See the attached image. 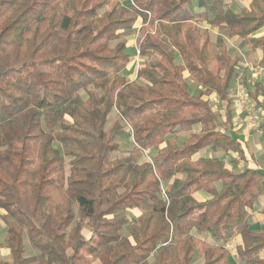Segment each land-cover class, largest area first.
Segmentation results:
<instances>
[{"label": "trees", "instance_id": "trees-1", "mask_svg": "<svg viewBox=\"0 0 264 264\" xmlns=\"http://www.w3.org/2000/svg\"><path fill=\"white\" fill-rule=\"evenodd\" d=\"M263 28L264 0H0V264H264V172L201 154L245 157L208 97L230 99L243 61L226 38L264 65Z\"/></svg>", "mask_w": 264, "mask_h": 264}, {"label": "crops", "instance_id": "crops-1", "mask_svg": "<svg viewBox=\"0 0 264 264\" xmlns=\"http://www.w3.org/2000/svg\"><path fill=\"white\" fill-rule=\"evenodd\" d=\"M224 1L226 2V4L228 5L229 8H231L232 10H234L236 12H240L242 8L249 6L253 0H224ZM129 3H130V0L127 1L125 3V5L129 4ZM233 5H235L237 9L236 8L233 9ZM203 27L207 28L210 31L211 41L213 44L216 43L219 36L224 35L223 31L221 29L215 27L221 33H219L220 35L217 37L216 41L213 42L212 29H211L212 26L207 24L206 22H204ZM140 29H141V24H139L137 26V30H136L137 33L141 37ZM263 34H264V28L261 29L256 35H263ZM140 37H139V40H140ZM225 40H226V43H227V40H232L231 43L234 42L235 44H237V43L241 44L243 51H244L242 55L234 54L233 53L234 49L232 48L233 49L232 50L229 46H228V48L231 50V52L234 56H240L243 61L239 65L236 77L232 82V91H231L230 99H220L218 96L213 94L212 96L208 97L209 98L208 100L214 109L218 108L221 110L220 114L216 112L221 122H223V123L227 122V120H228L227 119V112L229 110L232 113L231 121L228 122V124H227V127L229 128L228 132L234 138L238 139L241 142V147L243 149L244 156H245L244 158H242L238 152H233V153L237 154L239 157V160H237V162H236V167L239 168V170H242L245 167H252V168H256V169L264 172V143L262 144V142L258 140L260 133L257 130L258 129V127L256 126L257 115L255 114V111H256L255 109H257V107L262 108L261 110L264 112V85L261 82L260 77H258L255 80L251 77L252 71L248 66H246V62L260 63L262 53H261V51H256L253 54L247 55V54H245L246 47L244 45H242L241 39H238V38L237 39H228V38H226ZM138 43H139V41H138ZM138 43H136V45H135V52L133 54L130 53V55L133 57V61L131 62L129 67L125 71H123V75L128 80H135L136 79L138 70H139L141 63H142L141 55H140L139 62L137 63V61H136V52L138 49ZM253 58H255V59H253ZM135 63H136V69H135L136 71H135V75L133 76L131 70H132V68H134ZM246 78H247V80L250 84V87H251L249 94L246 90V84H245ZM191 86L195 89L194 94H196L200 91V86L197 85L196 83L192 82ZM239 87H242L244 89V92L246 93V97L244 100H241L240 96L237 93V89ZM255 94H257L258 96L255 97L254 96ZM215 97H218L220 100V102L218 104H216L214 102ZM223 115H224V117H223ZM263 121H264V119H263ZM263 125H264V123H263ZM206 150H203L201 152V154L204 155L203 153ZM205 156H211V155H205ZM217 157H219V156H217ZM224 161L226 162V159ZM226 164L228 167H230L232 169L236 168V167L233 168L227 162H226ZM200 195H202V197H204V198L207 197V195L204 193H201ZM1 225L5 227V224L3 222L0 223V228H2ZM5 229H6V227H5ZM251 229L255 230V231H264V197H261L254 205L253 212H252V219H251ZM231 247H233V246H231ZM233 251L235 253V250H233ZM8 254H9L8 248L4 247L1 249V255L2 256H6Z\"/></svg>", "mask_w": 264, "mask_h": 264}, {"label": "rangeland", "instance_id": "rangeland-1", "mask_svg": "<svg viewBox=\"0 0 264 264\" xmlns=\"http://www.w3.org/2000/svg\"><path fill=\"white\" fill-rule=\"evenodd\" d=\"M127 1L129 0H120L121 3L125 4ZM236 6L233 5V9H235ZM237 9V8H236ZM212 29V39H213V42L216 41L217 37L220 35L219 33H221L217 28L215 27H211ZM139 37L140 35L137 33H134V34H130L129 36H127V48H126V52H128L129 54L130 53H134L135 52V45L136 43H138L139 41ZM232 40H227V44L228 46L233 50V53L234 54H240L242 55L243 54V48L241 46V44L237 43L235 44L234 42L231 43ZM255 59V58H253ZM245 63V62H244ZM253 66H256V65H260V63H257V62H250ZM136 69V63L134 64V68H132L131 72L133 74V76L135 75V70ZM260 80L261 82L263 83L264 85V73L261 74L260 76ZM190 91L191 92H195V89L191 86L190 87ZM262 108L260 107H257V109H255V114L257 115V122H256V126L258 127V132L260 133L259 134V137H258V140L262 142V144L264 143V112L261 110ZM216 112L217 113H221V110L218 109V108H215ZM224 117V115H223ZM114 120V117H110V120L109 122L111 123L112 121ZM188 136L187 133H179L178 134V139L180 141H183L185 140V138ZM118 143H119V150L117 152H115L113 154V156H122V155H125L127 154L131 149L132 147L134 146V142H133V139H132V136L128 134V130H126V132L124 134H121L119 137H118ZM204 155H211V156H219L221 157L223 160L226 159V162L232 166L233 168L236 167V162L237 160H239V157L237 154L233 153V152H230V153H226L222 150H217V151H213L211 149H207L204 153ZM148 155L146 153L142 154L140 156V161H143V160H148ZM235 164V165H234ZM235 169H239V168H235ZM200 195V194H199ZM200 197H202V195H200ZM138 212L137 211H133V213L130 215L131 218H133ZM78 222L83 226L84 228V232H86L87 228H86V220L82 219V218H79L78 219ZM2 228H0V242H3L5 239H6V235H7V229H5L4 226L1 225ZM234 253V251H233ZM235 254V253H234ZM263 256H264V252H263ZM234 260H236L235 256L233 258ZM203 261V258L201 257V255L197 254V257L195 258V260L193 261L192 264H201Z\"/></svg>", "mask_w": 264, "mask_h": 264}, {"label": "built area", "instance_id": "built-area-1", "mask_svg": "<svg viewBox=\"0 0 264 264\" xmlns=\"http://www.w3.org/2000/svg\"><path fill=\"white\" fill-rule=\"evenodd\" d=\"M139 60H140V51H139V49H137V52H136V61H137V63L139 62ZM246 66H248L251 69V71H252L251 77L254 80L257 79L261 74L264 73V65H261V64L259 65L258 64L256 66H253L250 62H246ZM237 93L240 96L241 100L245 99L246 93L244 92V89L242 87H239L237 89ZM214 102L216 104H218L220 102L219 98L215 97L214 98Z\"/></svg>", "mask_w": 264, "mask_h": 264}]
</instances>
